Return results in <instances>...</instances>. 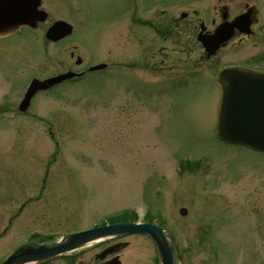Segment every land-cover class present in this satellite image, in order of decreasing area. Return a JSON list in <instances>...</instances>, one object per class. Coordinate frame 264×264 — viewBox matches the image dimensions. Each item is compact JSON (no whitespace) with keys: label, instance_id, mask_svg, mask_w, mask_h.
Returning <instances> with one entry per match:
<instances>
[{"label":"rangeland","instance_id":"obj_1","mask_svg":"<svg viewBox=\"0 0 264 264\" xmlns=\"http://www.w3.org/2000/svg\"><path fill=\"white\" fill-rule=\"evenodd\" d=\"M41 3L48 17L36 28L0 38V262L27 239H59L131 210L140 221L162 216L186 264H264V154L214 130L219 71L264 68V0ZM250 9L252 33L209 58L202 23L212 32L224 11ZM58 20L76 30L51 43L46 30ZM90 51L109 64L104 73L40 91L19 112L32 78L78 70ZM119 242L121 264H158L147 235Z\"/></svg>","mask_w":264,"mask_h":264},{"label":"water","instance_id":"obj_2","mask_svg":"<svg viewBox=\"0 0 264 264\" xmlns=\"http://www.w3.org/2000/svg\"><path fill=\"white\" fill-rule=\"evenodd\" d=\"M40 2V0H3L0 3L3 10L0 16L8 14L6 19L10 16L17 20L2 22L0 18V32L13 30L20 24L36 26L38 21L45 20L47 13L37 9ZM252 13L253 9H250L237 16L232 22L219 25L214 34L207 36L202 31L198 37L206 47L208 57L216 54L219 48L226 45L234 36L236 29L250 33L253 23ZM72 30V25L61 20L50 28L48 37L60 39L70 34ZM72 76L74 73L69 72L45 81L35 80L19 109L26 111L38 90L49 88ZM217 78L223 89L216 129L218 136L227 142L247 145L264 152V72L231 67L223 70ZM128 233L148 234L158 248L160 264H180L175 241L168 230L152 223L133 224L131 221L66 235L60 240L43 244L33 241L23 242L1 264H38L67 251L87 246L96 239Z\"/></svg>","mask_w":264,"mask_h":264},{"label":"flooded vegetation","instance_id":"obj_3","mask_svg":"<svg viewBox=\"0 0 264 264\" xmlns=\"http://www.w3.org/2000/svg\"><path fill=\"white\" fill-rule=\"evenodd\" d=\"M228 14L229 13L227 11H224L223 12V15H222V20L223 21L232 20V18H230V16ZM213 22H215V21H213ZM23 28H29V27L23 26L21 29H23ZM16 32H18V31H16ZM16 32H14V33H16ZM206 32L207 33L208 32L210 33V31H208V30H206ZM10 35L9 34H7V35H0V38L7 37V36H10ZM88 53L90 54V57L92 59V62L84 65L83 67H80L79 69L81 70L84 67H87L88 70H86L85 75H88V73L89 74L90 73H94L92 75H97V74L100 75L107 68H104L102 70H96V71L89 70L91 67H93L94 65L98 64L99 61H95V57H92L91 51L88 52ZM95 72H97V73H95ZM114 239L116 240V243L120 241V238H114ZM110 245H105L104 248H102V250L99 253H96L94 256L93 255H90L89 257H87L88 258L87 260L84 259V257L86 255L85 254H82V253H74V254L64 255V256H61L60 258H62V260L64 259V260L69 261V262H67V264H72V262L74 264H76V263H78V264H121L122 261L120 260V258H121L120 257V252H111L112 251L111 250L112 248L109 247ZM178 251H179V257L181 258V260L183 261V263L186 264V262H184V261H185V258H186L187 255L184 254V252H183L182 249H179ZM60 258H56V259H53V260H49V261H46V262H42V264H52V262H54V261H56V260H58ZM70 261H71V263H70Z\"/></svg>","mask_w":264,"mask_h":264},{"label":"trees","instance_id":"obj_4","mask_svg":"<svg viewBox=\"0 0 264 264\" xmlns=\"http://www.w3.org/2000/svg\"><path fill=\"white\" fill-rule=\"evenodd\" d=\"M136 215L132 212V213H129V212H125L124 213V215H123V217L122 218H133V217H135Z\"/></svg>","mask_w":264,"mask_h":264}]
</instances>
